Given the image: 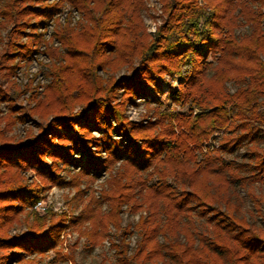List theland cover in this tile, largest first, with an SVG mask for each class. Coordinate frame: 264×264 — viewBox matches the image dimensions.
I'll use <instances>...</instances> for the list:
<instances>
[{"label": "trees", "instance_id": "obj_1", "mask_svg": "<svg viewBox=\"0 0 264 264\" xmlns=\"http://www.w3.org/2000/svg\"><path fill=\"white\" fill-rule=\"evenodd\" d=\"M144 1L0 0V29L7 27L0 77L48 44L40 28L49 23L52 39L66 48L64 61L50 68L48 104H57L50 118L24 142L0 127V264H35L27 256L56 249L65 226L62 218L46 224L47 215L25 211L41 188L26 183L22 171L33 169L45 185H65L99 177L117 162L102 193L110 212L87 207L72 221L100 244L109 223L121 228L122 203L143 210L135 247L128 253L121 240L117 264H264V228L232 202L230 185L244 177L222 156L246 140L251 182H264V0H159L161 21L152 34L141 17ZM64 4L83 13L81 31L60 25ZM240 24L249 31L238 34ZM4 94L0 86V99ZM135 98L155 104L153 119L127 118ZM168 99L186 110L169 107ZM216 133L222 137L214 145ZM65 166L77 167L73 179L59 174ZM24 211L25 220L32 217L27 229L9 233Z\"/></svg>", "mask_w": 264, "mask_h": 264}, {"label": "rangeland", "instance_id": "obj_2", "mask_svg": "<svg viewBox=\"0 0 264 264\" xmlns=\"http://www.w3.org/2000/svg\"><path fill=\"white\" fill-rule=\"evenodd\" d=\"M51 1V0H49ZM2 2H0L1 4ZM161 3L159 0H145L144 7L141 10V17L145 26V31L152 34L156 26L161 21ZM60 25L66 24L75 31H81L86 18L83 13L69 4H64L58 14ZM57 28V27H56ZM55 24L49 23L46 28H40L44 39L48 44L39 46L38 52H32L26 60L20 61L19 67L15 69L12 76H1L0 86L6 91L5 99H0V127H4V136L14 141L24 142L28 140L31 134L37 133L40 123H45L50 118L52 112L56 110L57 104L49 102V92L47 87L53 82L50 68L57 64V59L62 58L66 52L65 44L57 39H52V32ZM250 27L246 24H240L236 28L238 34L248 32ZM6 28L0 29V50L3 47ZM74 34V31L72 32ZM25 39V38H24ZM55 49V50H54ZM48 53V54H47ZM51 54L54 56L52 57ZM124 68L114 72L117 76L122 74ZM98 74L105 77L103 70H98ZM163 89L166 84L163 83ZM230 90L235 85L228 82ZM81 92L75 91V94ZM160 98L162 96L159 95ZM134 103H127L125 114L130 120L153 119V108L155 104H147L143 98H135ZM50 103V102H49ZM81 102H75L74 111L82 109ZM166 105L175 107L176 110L184 111V107L174 105L171 100H166ZM49 106V107H46ZM144 119V121H145ZM9 120V121H8ZM97 135V132H93ZM222 134L216 133L212 140L214 145L218 144ZM260 150H264V140L258 143ZM93 148V147H92ZM249 144L246 140L235 147L233 151L222 152L226 161L233 162L238 166V176L244 177L243 183L238 180L232 181L230 185V197L237 206L239 212L245 215L246 219L253 223L255 227L264 228V182H251L250 176V152ZM100 157L104 152H99ZM119 162L110 171L104 172L101 176L89 179L88 177H78V182L72 184L57 185L47 184L39 178L33 169H26L21 172L26 183H35L40 186L39 198L25 211L47 215L46 224L49 220L62 218L65 226L59 235L56 249L50 250L45 254H33L27 257H34L35 264H117V249L121 240L127 244L128 253H131L135 247L138 235L134 230V224L138 221L140 213L143 210L132 211L130 204L122 203L118 210L119 227L109 223L106 228V236L100 244H92L86 239L84 234H80L73 220L79 217L81 213L90 207L94 212L98 211L101 215L110 212V202L103 199L102 193L107 190L109 180L119 169ZM152 170L143 172L141 175L145 179ZM77 172V167L65 166L61 168L59 174L65 180L73 179ZM246 177V178H245ZM158 176L152 174L148 183L155 182ZM171 180L170 176L167 177ZM173 183V181H172ZM175 183V182H174ZM20 216V220L12 223L9 233L23 232L30 224L32 217L25 220L26 212ZM82 229L88 230L89 221L83 222ZM124 231H126L124 233ZM124 233V234H123ZM161 240V237H160ZM59 250V252H56ZM21 264V263H10ZM148 264H154L148 262Z\"/></svg>", "mask_w": 264, "mask_h": 264}]
</instances>
